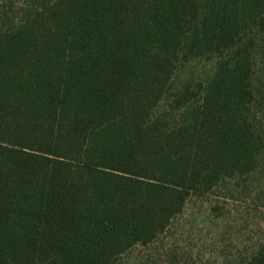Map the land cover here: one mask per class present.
<instances>
[{"label":"trees","instance_id":"trees-1","mask_svg":"<svg viewBox=\"0 0 264 264\" xmlns=\"http://www.w3.org/2000/svg\"><path fill=\"white\" fill-rule=\"evenodd\" d=\"M6 2L0 264H123L195 199L227 220L264 165V0Z\"/></svg>","mask_w":264,"mask_h":264},{"label":"rangeland","instance_id":"rangeland-1","mask_svg":"<svg viewBox=\"0 0 264 264\" xmlns=\"http://www.w3.org/2000/svg\"><path fill=\"white\" fill-rule=\"evenodd\" d=\"M6 1L0 0V7ZM12 1L22 3L25 0ZM7 10L12 9L9 6ZM256 83L263 91L264 56L259 57ZM250 180L246 186L249 193L245 192L242 198L238 194L235 196L239 201H232L230 212L226 213L227 220H209L207 202L203 204L202 200L195 199L166 234L148 248L133 249L125 256L123 264H180L183 257L188 258V253L196 258V264H215L216 260L219 264H229L227 259L237 253V244L241 253L250 251L254 243L264 240V165ZM243 189L245 191V186ZM215 232L221 233L218 238Z\"/></svg>","mask_w":264,"mask_h":264}]
</instances>
